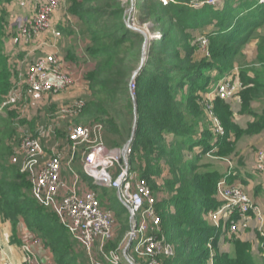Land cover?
I'll return each instance as SVG.
<instances>
[{"label": "trees", "instance_id": "16d2710c", "mask_svg": "<svg viewBox=\"0 0 264 264\" xmlns=\"http://www.w3.org/2000/svg\"><path fill=\"white\" fill-rule=\"evenodd\" d=\"M9 1L0 0V35L4 33V3ZM251 1L246 0L244 10H250ZM65 2L67 14L75 21L63 31L69 38L81 40L82 47L80 57L69 51L67 59L92 65L83 75L87 92L83 93L80 119L92 124L88 126H101L105 142L117 148L129 139L131 132L129 81L135 69L133 62L141 55L143 37L126 27L122 0ZM189 2L136 0L140 23L150 22L161 35L148 43L144 64L132 83L137 117L130 143L129 171L134 170L131 166L140 168L143 163L141 178L151 189L168 195L154 206L160 218L156 237L171 249L170 254H159L160 264H257L252 259L251 244L233 238L228 231L230 222L216 229L208 219V213L220 204L216 187L222 175L204 156L212 150L214 156H229L241 136L264 128V112L256 113L250 107L253 102L260 103V90L264 87L258 76L248 75L254 70L252 65L241 64L243 50L264 24V2L255 4L244 18L232 3L216 9L193 8ZM209 27L212 30L203 35ZM198 37L207 39L208 57H198ZM259 41L257 61L264 63V38ZM7 62L0 52V103L10 85ZM235 65L243 87L238 94L240 112L252 116L254 121L246 129L240 128L234 122L230 103L215 98L212 112L224 131L217 136L206 116V96ZM11 150L10 145L5 146L0 159L4 163L0 166V217L13 227L21 221L26 231L41 238L43 250L54 264L81 263L78 257L84 250L80 242L53 208L45 207L35 197L30 175L25 177L10 166ZM190 155L191 159L186 160ZM158 161H164L171 176L163 181L161 190L150 181V176H159L158 169L163 168L160 164L156 167ZM225 244H229V252L221 250ZM104 248L110 251L115 245L107 242Z\"/></svg>", "mask_w": 264, "mask_h": 264}, {"label": "built area", "instance_id": "2783aa9c", "mask_svg": "<svg viewBox=\"0 0 264 264\" xmlns=\"http://www.w3.org/2000/svg\"><path fill=\"white\" fill-rule=\"evenodd\" d=\"M128 1L135 2L133 14L136 9V0ZM223 2L224 0H190L189 4L193 8L211 6L220 9L223 6ZM259 2L262 3L264 0H259ZM64 4H66L65 0H37L32 8L31 15L23 20L20 25L19 33L21 39L27 43L38 35L47 33L55 39L61 38L60 31L55 27L56 22H51L50 19L51 16L61 11ZM132 14L131 16L129 15L130 18L133 17ZM63 17L71 22L70 27H72L73 19L71 16L64 12ZM131 20L133 21V19ZM150 38L159 39L160 34L158 33V35ZM196 42L202 55L208 57L207 39L198 37ZM38 48L36 50L38 49L39 51V57H35L34 63L29 68L25 79L20 80L18 84L19 86L25 85L27 88L26 92L34 101L39 100L41 94L48 92L62 94L72 88L82 86L79 76H74L68 70V66L64 63L58 48L45 43ZM242 88L238 75L228 74L217 82L213 95L214 98L224 101H238V94ZM20 89V87L15 89L14 97L20 96ZM133 89L134 86L130 83L129 91L132 92ZM10 104V98L6 97L0 109L9 108ZM83 106V100L77 98L69 106L59 111V118L61 120L73 118L81 113ZM205 109L209 110L208 117L212 124V131L217 136H222L224 133L223 127L214 116L211 110L212 106L206 104ZM99 130H101V126L98 125L72 127L68 129L67 136L74 144L81 146L82 153L79 163L83 173L93 180V184L99 187H109L118 192L119 200L128 210L133 222L130 233L131 241H135L139 233L142 234L139 250L145 264H160L157 256L160 253L170 254L171 249L164 246L155 236L160 218L154 209L156 200L151 189L144 179L139 178L134 173H130L129 166L126 167L124 165V158L129 155L130 149L127 148L125 151L123 149L106 150L98 135ZM43 133V135L42 132L39 134L41 138L49 136V131ZM19 147L20 151L29 157L40 153L38 139L34 137H23ZM254 163L255 171L262 175L264 181V146L256 150ZM70 165L71 163L68 161L66 166H64L72 178L73 170ZM62 169V157L59 153L57 156L43 162L38 168L36 175L31 174L28 170L26 171V174L30 175L34 184L35 197L45 205L49 201V206L51 207L53 200L59 201L61 199L59 201L60 208L57 209L56 207L55 213L62 221L67 223L70 233L80 242L83 249L85 248L84 250L87 254H90L96 248L102 251L104 245L110 241L109 239L113 235L114 215L110 209L101 206L94 191L82 194L78 192L77 177L75 175L73 186L66 188V184L70 182L62 179ZM42 197L43 200H41ZM216 197L220 204L216 210L208 213V219L214 228L219 229L223 223L230 222L228 231L234 235L239 229L246 228L251 216H253L261 230L264 218L258 206L251 201L241 187L228 184L226 176L217 183ZM141 213H144V215L142 216ZM233 217L236 218L235 221L232 220ZM28 235L30 237H25L19 246L22 256L20 264H54L51 260L41 257L39 253V249L43 250L41 241L30 234ZM39 258L44 259V261ZM104 259L110 264H119L120 260L118 255L112 253L109 256L105 255ZM0 261L2 264H7L10 261L9 256L3 251L1 245Z\"/></svg>", "mask_w": 264, "mask_h": 264}, {"label": "rangeland", "instance_id": "374dc122", "mask_svg": "<svg viewBox=\"0 0 264 264\" xmlns=\"http://www.w3.org/2000/svg\"><path fill=\"white\" fill-rule=\"evenodd\" d=\"M36 1L37 0H10L7 3H4L3 10H4L5 25L3 23L4 33L1 32L2 34L0 35V52L4 56H6V59L10 65L9 69H8V65H6L8 77L10 78V85L7 93L5 94L6 96L4 97V99H2V102L0 103V108H1V104L3 103L6 97L10 98L11 104L9 108L0 109V159L3 157L2 155L5 153L4 151L5 146L10 145L12 150L10 155L8 156V163L13 168L16 167L19 173L26 177L27 170L31 172V174L36 175L38 168L43 162H45L46 160L52 157L57 156V154L60 153L62 157V164L66 166L67 162L69 161L71 163L70 167L73 170L72 171L73 176L71 178L70 183L66 184L67 185L66 188L68 187L71 188L73 186L74 184L73 178L75 175L77 177V188L81 182L83 187L93 190L97 194L98 198L101 197L104 199L103 202L99 201L101 206H104L106 201L107 205L112 210V213L114 212L113 213L115 219L113 224L114 232L112 237L109 239L110 241L108 242H112L115 245V248L110 251H106L104 247L102 251L96 248L90 254H87L84 248L82 249V251L83 250L84 251L81 252V256L78 257V259L81 262L78 264H96V263L110 264L104 259V256L105 255L109 256L110 253L119 256L120 259L119 264H145L139 250L140 242L142 240V238L140 237L142 234L139 233L137 239L135 241H131L130 233L133 222L130 218L129 212L126 209V207L122 206L120 204V201L117 200L116 192L109 187H99L96 185L94 187H91L93 186L92 183L93 180L83 173L81 167L78 168L80 162V156L82 153L81 152L82 148L81 146H77L76 144H74V142L68 138L67 131L72 127H80V126L91 127L88 125H92V124L91 123L86 124L85 122H82V120L80 119L82 111L80 114L70 119L61 120L59 118V111L62 108L69 106L77 98L83 100V97L87 92L86 83H84L85 81L83 79V75L86 69L92 66L88 61H79L78 63H75L67 59V56L70 52L74 53L73 47H75L78 50V57H80L82 54V50H81L82 47H80L81 45L79 39L77 40V38H73V37L69 38V36H67L66 33L63 31L64 29L67 31L71 26L70 25L71 22L63 17L64 12L67 11L66 4L63 5L61 11L54 14L55 16L54 15L51 16L50 19L51 22L52 21L56 22L55 27L61 33V38L57 39L60 41L56 42L55 47L58 48L59 51L61 52L62 59L64 63L68 66V70L71 72V74H73L74 76L76 75L79 76L82 86L78 87L77 90L72 88L71 90L62 94H54V92L41 94L39 96V100L34 101L33 98L29 96V94L26 92L27 88L25 87V85L23 86L18 85L20 80L25 79L29 68L34 63L35 57L37 58L39 57L38 47L41 46L40 45L41 43L39 44L37 42L34 43L37 37L34 38L31 42L26 43L21 39L19 33L21 23L23 22V20H25L28 16L31 15L32 8L36 3ZM122 3L125 8V11H127L130 7V2L128 0H122ZM136 11L137 8L135 9V12L132 14L133 17L129 18V15H127V18H129L130 25L137 27L146 34L147 36L146 52H147L148 43L153 40H158V38L152 39L150 37H154V35L155 36L158 35L159 32L154 30L153 24H151L150 22L141 24L139 21V16L136 14L137 13ZM131 19H133V21ZM143 43H144V39H143ZM36 48L38 49L36 50ZM140 56L138 61L133 62V68H135L133 72L137 69L139 65ZM76 64L80 67H78ZM247 64H248L247 66L252 65L251 68L253 69L256 68V70L258 71L264 70L263 67L264 63H261L259 61L252 63L250 62ZM80 80H79V86L81 85ZM134 80H131L130 78L129 84L133 83ZM218 81L214 83V86L217 84ZM17 87L21 88L20 89L21 93L20 96L14 97L13 93L15 89H17ZM71 92L73 94L75 93L76 95L74 97L68 96L61 99L64 94ZM133 92L134 89L132 92L129 91L131 97L133 96ZM260 94L263 95L264 97V90L261 89ZM56 97H60V99H56ZM206 98L209 99V102L206 100L207 104L212 106L213 102L211 98L208 97ZM262 101H264V99H262ZM226 102L231 104L239 103V101H231V100ZM231 104L230 106L231 108H233ZM259 107L261 108V106ZM259 107L255 106V110ZM205 112H206V116L208 117L209 110L207 111V109H205ZM120 125L118 127H120ZM210 125L212 128L211 121H210ZM131 128H132V120H130L128 126L129 130ZM45 131H49V136L45 138H41L39 135L40 132H42L43 135L44 134L43 132ZM120 131H121V127H120ZM98 135L100 136V140L105 146L106 150L109 151L115 149L122 150L127 142L126 140L125 142L120 143L119 147L115 148V146L112 147L108 145L103 139L105 135L103 129L98 131ZM25 136L34 137L38 139L40 153H38L35 156L29 157L26 156L22 151H20V147H19L20 141ZM49 137L51 138L48 139ZM213 153L214 150L207 153L204 156L205 160L209 161V163L212 164L213 166L212 168L217 170L222 175V178L226 176V181L228 180L231 185L239 186L242 188V186L239 185L240 183H234V182L240 180H243L245 182L249 181L248 178H250L252 174L255 175L256 173L254 171L255 163H254V155L252 154L253 152L251 154L248 152H241L242 154L241 155L240 152L238 151L236 155L232 153L231 155L225 157H217L214 156ZM129 157H130V153L126 157L128 161H129ZM190 157L191 155L186 160H190L191 159ZM74 163L76 170H74L73 167ZM3 164L4 163L2 162V160H0V166ZM159 164L160 166L163 165V168H159ZM141 165L144 166L143 163H141ZM141 165L140 168L137 166H131L134 168V170L130 171V173H134L139 178H141L140 175L144 173ZM128 166H130L129 162H128ZM156 167L159 168L158 169L159 176H150V181L152 180L153 183L156 185V187H158V189L161 190L163 181L169 179L171 176L167 171V168L164 166V161H160V162L158 161L156 163ZM241 170L244 172L252 171V174L247 173L242 175ZM256 175L258 178H260L261 184L263 183L262 184L263 190H261L260 193L259 191H255L257 187L254 186V184H252L253 186L249 187V189L247 188V191L250 192L251 195H249L248 193L247 194L249 195L251 201L258 206L261 214L263 213L262 215H264V181L262 182L263 177L260 173L259 174L256 173ZM149 188L151 189L150 186ZM155 189H151V190L153 191V195L156 201L159 202L161 199L165 200L167 198L168 195L159 193L155 191ZM242 189L246 191V188L243 187ZM257 194L258 196L256 197ZM59 201H61V199ZM59 201L53 200L52 208L54 212L56 210V207L57 209L60 208ZM49 205L50 202L48 201L45 207ZM141 215L143 216L144 213H141ZM20 224H22V222H19L18 225L16 224L15 227H13L10 224L11 229L13 231L11 232L9 240H16L17 238H19L18 236H20V231H21V229L19 228ZM5 232L9 234V230L5 229ZM28 234L36 237L30 232H28ZM232 236L233 238L238 239L240 241L249 242L251 244L253 262L257 264H264V224L260 230V226L256 224L254 218H252L251 216V219L247 227L244 229H239L238 233ZM25 237H30V236L28 235L21 237L19 240V246ZM36 238H38L41 241V245L43 247V242L41 238H39L38 236ZM221 250L225 252H229L230 251L229 244L223 245L221 247ZM124 255H126V258H124Z\"/></svg>", "mask_w": 264, "mask_h": 264}, {"label": "crops", "instance_id": "0c3cea01", "mask_svg": "<svg viewBox=\"0 0 264 264\" xmlns=\"http://www.w3.org/2000/svg\"><path fill=\"white\" fill-rule=\"evenodd\" d=\"M229 3H232L233 4V7H235V8L238 6V12H240L239 15H240L241 18H244L247 14H249L248 12L254 10L255 4H257V3L261 4L259 2V0H253V1H251L250 10L249 11H246V10H244L246 0H224L223 5H226V4H229ZM242 20H244V19H242ZM72 21L73 22L75 21L74 18H73ZM210 30H212V27H209L208 29H206L203 32V35L206 34ZM256 35H257V37H254L246 45L245 49L242 52V54L244 56V60L241 61V64L244 63L243 65H247V63H250V62L252 63V62H256L257 61V55L260 54V47H259V45H260L259 42L260 41H259V38L260 39L264 38V24L262 25V27L259 30H257V32L255 33V36ZM57 41H60V40H57V39L53 38L50 34L47 33V34H40V35H38L34 43H36V42L38 44L41 43L40 45H42L43 43H46L47 45L56 46V42ZM73 51H74V54H76L78 52V50L75 47H73ZM197 54H198V57L199 58H202L203 57V55H202V53L200 51H198ZM76 55H78V53ZM245 62H246V64H245ZM263 67H264V64H263ZM230 74H232V75L233 74L234 75L237 74L238 75V78H239V67L237 65H235L234 68H233V70H232V72ZM248 75L251 76V77H253L254 75L258 76L259 82L261 84V87H264V70L258 71V70H256V68H254L253 71L248 72ZM222 77L220 78V80L222 79ZM74 89L77 90L78 87H76ZM213 91L214 90H211V92H209L207 94L208 96H206L208 98H211L212 101L215 99L214 98V95H212L213 94ZM75 95L76 94L75 93L73 94L72 92L71 93H67V94H64L61 99L65 98V97H68V96L74 97ZM56 99H60V97H56ZM262 99H264V97H262L259 100L260 103L257 101V102L251 103V105H250L251 109L253 111H255L256 113H262V112H264V101H262ZM206 100L209 101V99H207V98H206ZM254 104H255L256 107L261 106V108L259 107V108H257L255 110ZM231 105L233 106V108H231V111H232V115H233V118H234V122L240 128L246 129L247 124L253 122L254 121L253 120L254 118L252 116H250V115L242 114L240 112V109H241L240 103H235V104L232 103ZM263 146H264V128L261 131L254 132L253 134H250V135L247 134V135L241 136L237 140V142L235 144V152H234V155H236L238 151L240 152V154H241V152H248L250 154L253 152L252 154L255 155V152H256L255 150L258 149V148H261ZM75 163L73 165L74 170H76ZM79 167H81L80 163L78 165V168ZM81 169H82V167H81ZM254 171H255V169H254ZM247 173H251L252 174V171L251 172H248V171L247 172H244V171L241 170V174L242 175L243 174H247ZM256 173H255V175L252 174V176H250V178H248L249 181H246L245 182L243 180H240V181H235L234 183H240L239 185L242 186V188L243 187L246 188V191L244 189L243 190L246 193H248L249 195H251V194H250V192L247 191V188L249 189V187L253 186L252 184H254V186L257 187L255 189V191H259V193H260V191L263 190L262 189V184L263 183L261 184V180H260V178L257 177ZM61 177L66 182H70L71 181V175H70V173L68 171L65 170V166L64 165H63V169L61 171ZM262 182H263V180H262ZM227 183L230 184L228 182V180H227ZM94 186L95 185L93 184V187ZM88 191H93V190H90V189H87L86 187H83L82 186V183L80 182V184L78 186V192L80 194H82V193H85V192H88ZM113 191H115V190H113ZM115 192H116V198H117V200H119L118 192L117 191H115ZM258 194L256 195V197L258 196ZM120 204L123 206V204L121 203V201H120ZM105 205L102 206V207L107 208V209H110L109 206L107 205L106 201H105ZM19 228L21 229L20 236H18L19 238H17L16 240H9V237H10L11 232L13 230L11 229L10 223L7 220H4L3 218L0 217V245H1V248L3 249V251L6 252L7 255L9 256V258H10V261L7 264H20V262L22 260L21 253L19 251V240H20L21 237L28 236V234H27L25 228L22 226V224H20V227ZM5 229L6 230H9V234H7L5 232ZM39 253H40L41 257H43L45 259H49V260H51L52 263H54L53 260H52V258L47 254L46 251H43V250H40L39 249ZM251 253H252V251H251ZM39 259L42 260V261H44V259H42V258H39ZM0 264H2L1 261H0Z\"/></svg>", "mask_w": 264, "mask_h": 264}, {"label": "water", "instance_id": "95a60500", "mask_svg": "<svg viewBox=\"0 0 264 264\" xmlns=\"http://www.w3.org/2000/svg\"><path fill=\"white\" fill-rule=\"evenodd\" d=\"M134 7H135V2H130V7L127 11H125V17H124V22H125V25L128 29L134 31V32H137L139 34H141L143 36V39H144V43H143V46L141 48V56H140V61H139V65L137 67V69L133 72V74L131 75V80H134L139 71L141 70L143 64H144V61H145V54H146V44H147V36L144 32H142V30L138 29L137 27L135 26H132L129 24V18H127V15H130L132 14L133 10H134ZM131 103H132V108H133V116H132V128H131V132H130V136H129V139L127 140L125 146L123 147V150L125 151L127 148H129L130 146V143L134 137V132H135V127H136V117H137V111H136V102L134 100L133 97H131ZM124 165L126 167H128V160L126 158H124ZM124 258H126V255H124Z\"/></svg>", "mask_w": 264, "mask_h": 264}, {"label": "bare ground", "instance_id": "6f19581e", "mask_svg": "<svg viewBox=\"0 0 264 264\" xmlns=\"http://www.w3.org/2000/svg\"><path fill=\"white\" fill-rule=\"evenodd\" d=\"M55 16V15H54ZM56 18V17H55ZM130 18V17H129ZM130 23V22H129ZM57 27H58V24H57ZM160 33V32H159ZM161 35V34H160ZM76 67V66H75ZM78 71H79V69H78ZM54 95V94H53ZM213 95V94H212ZM213 97V96H212ZM209 102V101H208ZM210 104V103H209ZM210 123V122H209ZM127 159V158H126ZM256 172V171H255ZM252 218H253V216H252ZM264 224V223H263ZM238 233V232H237ZM46 254V253H45ZM126 260V259H125Z\"/></svg>", "mask_w": 264, "mask_h": 264}]
</instances>
